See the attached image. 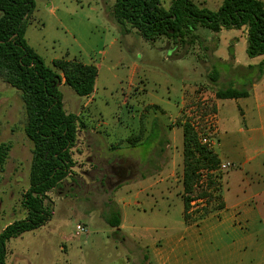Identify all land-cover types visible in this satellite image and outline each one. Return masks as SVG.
Returning a JSON list of instances; mask_svg holds the SVG:
<instances>
[{
  "label": "rangeland",
  "instance_id": "1",
  "mask_svg": "<svg viewBox=\"0 0 264 264\" xmlns=\"http://www.w3.org/2000/svg\"><path fill=\"white\" fill-rule=\"evenodd\" d=\"M115 1L34 0L25 37L48 66L53 67V60L58 58L101 64L93 98L79 96L70 86L61 85L67 112H86L82 120L117 121L120 126L109 127L100 135L97 157L89 158L87 153L79 156L73 149L77 161L74 175L63 182L62 188L49 193L55 199L50 219L7 243V264H139L140 260L130 258L128 244L121 243L105 220L115 208L125 213L127 228L146 231L148 237L137 244L139 254L152 258V238L170 227L174 238L170 246L162 248L165 259L169 257L167 264H264V204H259L248 227L244 223L237 229L230 224L218 225L215 212L223 207L220 190L226 181L221 165L201 171L195 193L198 197L191 203L188 219L182 198V124L189 122L199 130L205 129L209 115L217 114L216 90L235 87L251 93L260 79L258 67L247 73L243 69L260 61L247 53V28L213 32L199 27L195 32L198 38L190 44H176L166 37L149 41L136 28L129 27L127 34L122 33L111 14ZM193 1L213 10L223 2ZM161 2L169 8L173 0ZM135 65L138 72L133 78ZM215 71L219 73L216 80ZM242 102H217L226 129L242 126L238 105ZM85 104H90L88 110ZM144 107L149 111L147 119L157 116L153 137L159 138L160 158L146 156L149 142L131 147V138L139 135L137 123ZM26 121L20 92L0 76V144L11 145L4 168H0V232L27 214L23 197L30 186L33 143L24 131ZM171 126H176L175 142ZM218 135L210 147L215 153L219 151ZM118 143L117 152L113 151L111 145ZM257 143L254 145L260 147L262 141ZM115 153L122 155L120 162L126 169L123 178L127 179L116 186L111 184L114 176L108 166V161L117 158ZM89 159L95 166L84 174L81 169H90ZM97 167L105 168L109 184L99 183L104 171ZM75 176L81 181L73 180L78 186L70 188ZM110 201L114 202L112 209ZM208 216L213 217L204 222ZM80 222L87 224L88 233L76 236ZM144 259L143 264H147Z\"/></svg>",
  "mask_w": 264,
  "mask_h": 264
},
{
  "label": "trees",
  "instance_id": "2",
  "mask_svg": "<svg viewBox=\"0 0 264 264\" xmlns=\"http://www.w3.org/2000/svg\"><path fill=\"white\" fill-rule=\"evenodd\" d=\"M34 0H0V76L20 92L27 121L24 131L33 143L30 186L24 194L26 217L8 224L0 232V264H7V243L24 232L45 225L52 215L49 193L71 177L77 161L73 149L85 123L81 115L65 109L61 85H68L82 97L95 91L98 68L77 59L58 58L48 66L29 45L25 25L34 9ZM113 18L121 25L122 33L136 28L146 40L166 37L178 44H190L198 38L199 27L221 32L247 28L250 57L264 55V1L223 0L213 10L193 0H173L166 8L161 0H116L111 9ZM260 77L264 63L259 64ZM219 73L215 71L214 78ZM217 99H238L250 91L227 87L215 92ZM183 127L184 216L189 217L191 203L201 180V171H211L221 165L218 155L203 144L195 126ZM138 139L131 138L134 145ZM11 150L9 143L0 144V168L3 169ZM205 189H202V191ZM206 195V193L202 194ZM223 206V203H222ZM122 214L113 210L106 215L111 227H120Z\"/></svg>",
  "mask_w": 264,
  "mask_h": 264
},
{
  "label": "crops",
  "instance_id": "3",
  "mask_svg": "<svg viewBox=\"0 0 264 264\" xmlns=\"http://www.w3.org/2000/svg\"><path fill=\"white\" fill-rule=\"evenodd\" d=\"M259 59L260 61L258 63L244 67L243 69L245 70V73H247L250 69H255V66L256 68H259V64L262 62L264 63V55L259 56ZM235 63H238L237 59H235ZM94 65L98 68V71L101 69V64L94 63ZM137 72L138 65H135L131 76L135 78ZM251 88L252 91L249 96L238 99H230L235 100L238 103L243 101V104L238 105L240 106V110L243 115L242 123L245 125L242 124V126H240L239 124V126L233 130L226 129L222 119L219 118L220 109L217 102L228 99H215L217 107L216 135L219 134L218 137L220 140L219 151L216 154L218 155L221 164L228 162L232 164L229 168L223 171L224 176L226 175V181L223 180L220 190L223 207L215 212V215L218 217V225L221 227L226 226V224H230L229 226H231L233 229H237V227L241 226L243 223V225L247 227L250 226L254 218V214L259 208V204H264V73ZM94 92L89 97L93 98ZM89 106L90 104H85L83 107L88 110ZM145 107L143 108L144 110L139 117V122L137 123L139 128L137 142L139 141V143L136 142L134 145L131 144V147H137L138 144L149 142L146 156H158V158H160L159 151L161 149L158 147L159 138L158 136L153 137V129L155 126H157V116H154L153 119H147L145 116L148 115L149 111H147V108ZM85 113L86 112L80 111L76 114L81 115L83 118ZM88 116L90 115L88 114ZM82 121L85 123V127L82 129L77 145L74 148L76 150V154L83 156L87 153L89 158L93 156L97 157L99 154L98 151L100 150V135L102 133L108 132L109 127L116 128L120 125L117 121L111 123L109 121H105L104 119L95 120L92 118H85ZM173 127L171 126V128H173V142H175L177 131L175 128L176 126ZM179 127L182 128L181 126ZM257 140L262 141L260 147L254 145L258 144ZM121 143H118L116 146L111 145L110 148L113 151H116ZM83 147H86L87 150H84ZM114 156H117V158H115L113 161L109 162V159L106 160L108 161V166L111 167V172L114 176V180L111 182V184L116 186V184H121L122 181L127 179L123 178L124 172L122 170L126 169L123 168V165H121L122 161L120 162L122 155L115 153ZM221 157H225L226 159H222ZM88 162L90 169H81L84 174L89 173V171H93L94 169L95 163H93L90 159ZM233 167L235 169L229 171V169ZM121 168L123 169L121 170ZM98 170L104 171L100 177L99 183L102 184L104 181H106V183L109 184L106 178L107 176L105 175V168H98ZM152 172H156V169H152ZM73 175L74 172L72 176ZM75 177L76 178L72 179L70 188L78 186L77 182H73V180L77 181L78 177ZM78 181H81L80 178H78ZM60 188H62V185ZM59 195L62 196L63 193L59 192ZM51 200L55 202L54 198ZM109 203L110 208L114 206V202L110 201ZM123 207H127V205L124 204ZM115 210L121 211L119 208H115ZM212 217L213 216H208L204 222H208ZM121 218L122 222L120 227H111L108 222H106L111 227V231H114L115 236L121 239V243L124 245L128 244L131 249V252H129L130 258L135 257L136 261L140 260L139 264H143L145 262L144 258L147 259V264H154V262L157 264H167L166 262L168 261L169 257L165 259L163 254L165 250L162 248H164L166 245L170 246L168 244H170L174 238V234H172L170 227L164 228L165 230L162 235L152 238L151 245L153 246V253L152 258H150L149 256H146L147 254L144 255L142 252L141 254L138 253L139 246L137 244L139 242L141 243L144 239H146V237H148L146 231L144 229L137 231L138 229L127 228L125 225L124 212H122ZM80 223L87 226L86 223ZM129 244L134 245V247L132 248Z\"/></svg>",
  "mask_w": 264,
  "mask_h": 264
},
{
  "label": "built area",
  "instance_id": "4",
  "mask_svg": "<svg viewBox=\"0 0 264 264\" xmlns=\"http://www.w3.org/2000/svg\"><path fill=\"white\" fill-rule=\"evenodd\" d=\"M209 124L208 122H206V128L199 130L196 127V130L198 131L199 135H200V140L203 144L208 145L209 147H212L213 143L215 145V134L217 131V114H213L211 113V115H209ZM231 163H224L221 164V168L222 169H227L231 166ZM88 233V228L87 226H85L82 223L77 224L76 229H75V235L76 236H81L82 234H87Z\"/></svg>",
  "mask_w": 264,
  "mask_h": 264
},
{
  "label": "flooded vegetation",
  "instance_id": "5",
  "mask_svg": "<svg viewBox=\"0 0 264 264\" xmlns=\"http://www.w3.org/2000/svg\"><path fill=\"white\" fill-rule=\"evenodd\" d=\"M123 172H125V170H122Z\"/></svg>",
  "mask_w": 264,
  "mask_h": 264
}]
</instances>
